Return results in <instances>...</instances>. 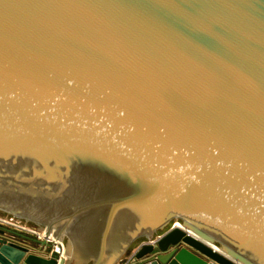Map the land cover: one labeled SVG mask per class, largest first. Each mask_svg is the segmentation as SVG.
<instances>
[{
    "label": "water",
    "instance_id": "water-1",
    "mask_svg": "<svg viewBox=\"0 0 264 264\" xmlns=\"http://www.w3.org/2000/svg\"><path fill=\"white\" fill-rule=\"evenodd\" d=\"M0 211L66 258L0 264H264V0H0Z\"/></svg>",
    "mask_w": 264,
    "mask_h": 264
},
{
    "label": "rangeland",
    "instance_id": "rangeland-1",
    "mask_svg": "<svg viewBox=\"0 0 264 264\" xmlns=\"http://www.w3.org/2000/svg\"><path fill=\"white\" fill-rule=\"evenodd\" d=\"M0 219H4L6 221H9L12 225L15 226V227H13V226H9L7 224L0 225L1 227H4L10 231V233L7 234L8 237L10 236V238H14V239H16L18 241L20 240L22 242L26 241V243H29L30 245H32L33 248L35 247V249L39 247L38 246L39 243L35 239V237L26 231V230L41 231V230H39V227L37 224L35 225L34 223L28 222V221L23 220V219H16V218L12 217L11 215H9L3 211L2 212L0 211ZM141 240L138 239V241L134 242L130 246L128 252L125 254V256L121 259V261L118 264H122V262L125 261L124 259L127 258V256L131 255L136 250V248L138 247ZM45 252L47 255L48 254H54L51 251L50 247H48V246L46 247Z\"/></svg>",
    "mask_w": 264,
    "mask_h": 264
},
{
    "label": "built area",
    "instance_id": "built-area-1",
    "mask_svg": "<svg viewBox=\"0 0 264 264\" xmlns=\"http://www.w3.org/2000/svg\"><path fill=\"white\" fill-rule=\"evenodd\" d=\"M4 224L15 227L9 221L0 219V225H4ZM26 231L31 235H33L35 239L38 241L39 243L38 251L43 252V254L47 255L45 251H46V247L48 246L50 247L51 251L54 253V254H49V257H55L57 261L64 259L65 251L62 242H60L59 240L55 239L52 236L45 235L43 231H30V230H26ZM158 238L160 237L159 236L155 237L154 241L148 242L147 244L153 246ZM141 243L146 244V242H141ZM136 250L133 253H135Z\"/></svg>",
    "mask_w": 264,
    "mask_h": 264
},
{
    "label": "crops",
    "instance_id": "crops-1",
    "mask_svg": "<svg viewBox=\"0 0 264 264\" xmlns=\"http://www.w3.org/2000/svg\"><path fill=\"white\" fill-rule=\"evenodd\" d=\"M5 236L7 237V241H11V242H13V243H17V244H20V243H21V244H26V245H28L29 247L33 248L32 245H30L29 243H26V241H23V242H22V241H20V240L18 241V240L14 239V238H10V236H9V237H8L7 235H5ZM34 249H35V247H34ZM36 250H38V248H36ZM46 256H49V254L46 255ZM129 256H130V255H129ZM129 256H127V258H125L124 260H125V261L128 260V257H129ZM125 261L122 262V264H125V263H126Z\"/></svg>",
    "mask_w": 264,
    "mask_h": 264
},
{
    "label": "bare ground",
    "instance_id": "bare-ground-1",
    "mask_svg": "<svg viewBox=\"0 0 264 264\" xmlns=\"http://www.w3.org/2000/svg\"><path fill=\"white\" fill-rule=\"evenodd\" d=\"M64 259H66L65 256H64Z\"/></svg>",
    "mask_w": 264,
    "mask_h": 264
}]
</instances>
